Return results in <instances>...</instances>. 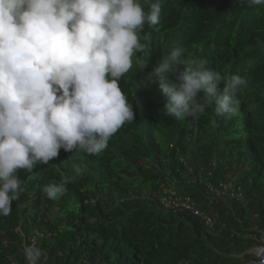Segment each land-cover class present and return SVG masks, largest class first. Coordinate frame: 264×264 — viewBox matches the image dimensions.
<instances>
[{"label":"trees","instance_id":"trees-1","mask_svg":"<svg viewBox=\"0 0 264 264\" xmlns=\"http://www.w3.org/2000/svg\"><path fill=\"white\" fill-rule=\"evenodd\" d=\"M139 35L146 46L142 61L124 81L135 120L126 122L99 155L70 156L61 149L47 165L18 171L20 198L9 216H0V264H26L22 249L38 232L41 264L256 259L250 251L263 246L264 235V5L164 0L160 23L145 24ZM176 44L185 49V61L204 59L225 80L234 74L247 78L230 119L215 114L214 102L198 120L164 115L166 97L149 74ZM169 143L187 157L193 175L177 163ZM73 165H79V175ZM209 173L215 184L234 180L242 198L210 200L197 179ZM173 178L178 194L192 195L202 210L218 215L215 227L191 212L161 205ZM61 181H67L65 193L47 199L42 186Z\"/></svg>","mask_w":264,"mask_h":264},{"label":"clouds","instance_id":"clouds-1","mask_svg":"<svg viewBox=\"0 0 264 264\" xmlns=\"http://www.w3.org/2000/svg\"><path fill=\"white\" fill-rule=\"evenodd\" d=\"M163 3L0 0V216H9L20 198L19 170L31 173L61 149L70 156L99 155L126 122L135 120L124 81L142 61L146 46L139 32L145 24L160 23ZM247 4L261 6L264 0ZM184 51L180 44L172 46L149 74L166 97L164 115L198 120L214 102L215 114L230 119L247 78L234 74L225 80L204 59L183 60ZM168 147L193 175L176 143ZM73 168L79 175V165ZM169 181L166 190H173L177 180ZM66 183H47L42 192L57 200ZM22 253L26 264H41L43 253L35 244H26Z\"/></svg>","mask_w":264,"mask_h":264},{"label":"built area","instance_id":"built-area-1","mask_svg":"<svg viewBox=\"0 0 264 264\" xmlns=\"http://www.w3.org/2000/svg\"><path fill=\"white\" fill-rule=\"evenodd\" d=\"M198 180L205 189V195L210 200H219L224 197L242 198V192L240 188L235 187L234 180L221 181L219 184H215L211 178V173L206 176L199 175ZM160 203L166 210L191 212L202 219L209 227H215L217 225L218 215L202 210L190 194L181 195L177 191L166 190L160 197ZM41 237H43V234L40 232L31 234L29 245L35 244L39 247L38 243ZM11 264L20 263L16 260H11Z\"/></svg>","mask_w":264,"mask_h":264},{"label":"water","instance_id":"water-1","mask_svg":"<svg viewBox=\"0 0 264 264\" xmlns=\"http://www.w3.org/2000/svg\"><path fill=\"white\" fill-rule=\"evenodd\" d=\"M257 256L260 259H253L249 261L247 264H264V246H261L257 251Z\"/></svg>","mask_w":264,"mask_h":264},{"label":"rangeland","instance_id":"rangeland-1","mask_svg":"<svg viewBox=\"0 0 264 264\" xmlns=\"http://www.w3.org/2000/svg\"><path fill=\"white\" fill-rule=\"evenodd\" d=\"M167 151H168V149H167ZM173 190L176 191V188L173 187ZM262 243H263V246H264V235L262 236ZM259 248H260V247H259ZM259 248L257 247V248H254V249H252V250L250 251L251 253H254V254L256 255V259H260V258L257 256V251H258ZM251 261H252V260H251Z\"/></svg>","mask_w":264,"mask_h":264},{"label":"bare ground","instance_id":"bare-ground-1","mask_svg":"<svg viewBox=\"0 0 264 264\" xmlns=\"http://www.w3.org/2000/svg\"><path fill=\"white\" fill-rule=\"evenodd\" d=\"M146 59V58H145Z\"/></svg>","mask_w":264,"mask_h":264}]
</instances>
